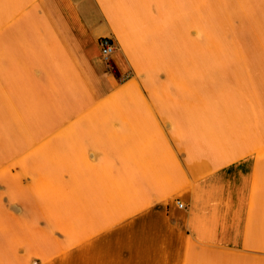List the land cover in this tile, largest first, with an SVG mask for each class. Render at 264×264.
I'll use <instances>...</instances> for the list:
<instances>
[{
	"label": "crops",
	"instance_id": "0c3cea01",
	"mask_svg": "<svg viewBox=\"0 0 264 264\" xmlns=\"http://www.w3.org/2000/svg\"><path fill=\"white\" fill-rule=\"evenodd\" d=\"M238 9L0 0V264H264V18Z\"/></svg>",
	"mask_w": 264,
	"mask_h": 264
},
{
	"label": "rangeland",
	"instance_id": "374dc122",
	"mask_svg": "<svg viewBox=\"0 0 264 264\" xmlns=\"http://www.w3.org/2000/svg\"><path fill=\"white\" fill-rule=\"evenodd\" d=\"M233 3H235L236 6V13L234 15L242 16V12L238 8H244L243 10L245 16H256L260 18H264V0H232ZM220 2V1H219ZM221 3V2H220ZM222 8V7H220ZM220 12L222 16H229V12L226 11V9H220ZM193 11L192 9L190 12ZM194 12V11H193ZM192 15V14H191Z\"/></svg>",
	"mask_w": 264,
	"mask_h": 264
},
{
	"label": "built area",
	"instance_id": "2783aa9c",
	"mask_svg": "<svg viewBox=\"0 0 264 264\" xmlns=\"http://www.w3.org/2000/svg\"><path fill=\"white\" fill-rule=\"evenodd\" d=\"M101 48V56L107 65H110L114 53L117 50V44L114 39L105 37L100 39L99 42ZM179 207L183 208L184 205L181 202H178Z\"/></svg>",
	"mask_w": 264,
	"mask_h": 264
}]
</instances>
